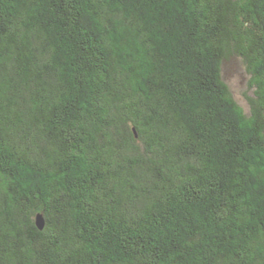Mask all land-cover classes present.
Returning a JSON list of instances; mask_svg holds the SVG:
<instances>
[{"label": "trees", "instance_id": "trees-1", "mask_svg": "<svg viewBox=\"0 0 264 264\" xmlns=\"http://www.w3.org/2000/svg\"><path fill=\"white\" fill-rule=\"evenodd\" d=\"M0 264H264V0H0Z\"/></svg>", "mask_w": 264, "mask_h": 264}, {"label": "rangeland", "instance_id": "rangeland-1", "mask_svg": "<svg viewBox=\"0 0 264 264\" xmlns=\"http://www.w3.org/2000/svg\"><path fill=\"white\" fill-rule=\"evenodd\" d=\"M223 76L235 100L249 114V99L254 97V88L243 61L236 56L229 57L223 65Z\"/></svg>", "mask_w": 264, "mask_h": 264}, {"label": "water", "instance_id": "water-1", "mask_svg": "<svg viewBox=\"0 0 264 264\" xmlns=\"http://www.w3.org/2000/svg\"><path fill=\"white\" fill-rule=\"evenodd\" d=\"M36 222H37V226L39 227V229H40V230H43L44 227H45V220H44V217H43L42 214H39V215L37 216V220H36Z\"/></svg>", "mask_w": 264, "mask_h": 264}]
</instances>
